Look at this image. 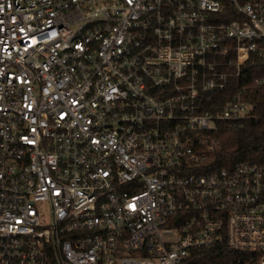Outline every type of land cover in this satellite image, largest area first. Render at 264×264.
Here are the masks:
<instances>
[{"label": "built area", "instance_id": "1", "mask_svg": "<svg viewBox=\"0 0 264 264\" xmlns=\"http://www.w3.org/2000/svg\"><path fill=\"white\" fill-rule=\"evenodd\" d=\"M264 0H0V264H264Z\"/></svg>", "mask_w": 264, "mask_h": 264}, {"label": "trees", "instance_id": "2", "mask_svg": "<svg viewBox=\"0 0 264 264\" xmlns=\"http://www.w3.org/2000/svg\"><path fill=\"white\" fill-rule=\"evenodd\" d=\"M264 74V64L255 62L249 76ZM252 100L259 109H264V89L252 88ZM216 137L219 140L217 159L222 162L251 159V153L264 147V117L257 112L254 119L247 120L240 128H221Z\"/></svg>", "mask_w": 264, "mask_h": 264}]
</instances>
